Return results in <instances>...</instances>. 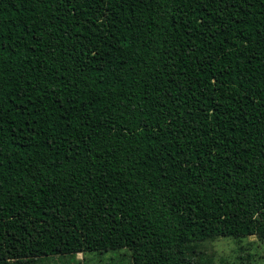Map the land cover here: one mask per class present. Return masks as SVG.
Returning a JSON list of instances; mask_svg holds the SVG:
<instances>
[{
  "label": "trees",
  "instance_id": "1",
  "mask_svg": "<svg viewBox=\"0 0 264 264\" xmlns=\"http://www.w3.org/2000/svg\"><path fill=\"white\" fill-rule=\"evenodd\" d=\"M264 245V0H0V264Z\"/></svg>",
  "mask_w": 264,
  "mask_h": 264
},
{
  "label": "rangeland",
  "instance_id": "2",
  "mask_svg": "<svg viewBox=\"0 0 264 264\" xmlns=\"http://www.w3.org/2000/svg\"><path fill=\"white\" fill-rule=\"evenodd\" d=\"M197 264H264V245L255 237L242 240L217 239L200 244L196 252ZM45 264H130L127 251L108 252L102 256L78 254L69 257H53Z\"/></svg>",
  "mask_w": 264,
  "mask_h": 264
}]
</instances>
